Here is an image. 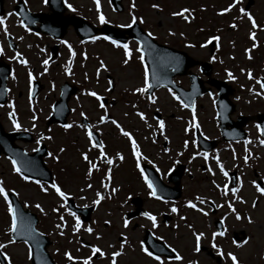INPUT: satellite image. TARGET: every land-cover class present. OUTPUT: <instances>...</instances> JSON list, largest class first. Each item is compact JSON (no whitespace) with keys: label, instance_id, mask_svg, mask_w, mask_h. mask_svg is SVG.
Returning a JSON list of instances; mask_svg holds the SVG:
<instances>
[{"label":"rangeland","instance_id":"rangeland-1","mask_svg":"<svg viewBox=\"0 0 264 264\" xmlns=\"http://www.w3.org/2000/svg\"><path fill=\"white\" fill-rule=\"evenodd\" d=\"M17 1L5 0L7 11L2 17L5 19V24L0 28L4 31L6 27L7 33H12L18 41L27 43L28 47L22 43V49L34 58L27 56L26 72L25 69L22 75L20 70L17 72L15 78L17 84L14 85L26 92L29 71L32 76H42L41 80L45 84L41 97L35 100V103L28 101L26 95L22 98L21 106L25 108L23 112L26 115L27 127H30L32 123L31 114H35L39 109L38 116L41 118V123H38L39 130L45 129L42 118L50 113L52 103L58 96L59 86L64 79L72 83H81L83 85L81 92L73 96L70 102L75 108L69 121L71 127L45 129L46 143L53 154L58 156L60 162H55L56 166L65 168L60 170L61 183L56 184L67 194L66 198L70 197L79 204L90 206L97 199V192L104 197L99 204H96L95 212L88 222H83L78 217L81 228L74 232L77 216L67 210L66 198L58 197L51 189V185L37 182L31 184L29 180H25L27 183L19 180L20 178L15 176L13 167L8 165L5 158H0V182L3 183L7 192L11 190L19 196L24 207L37 214L38 228L53 241L49 249L56 262L83 264V259L92 255L91 247L98 246L105 255L92 257L91 264H111L113 251L121 252V255L116 258V264H161V262L162 264H189V261L192 264H218L213 251L222 258L221 264H231V259L227 256L228 252L237 256L239 264H264V194L259 193L253 184V181L258 183L259 178L264 181V145L260 144L257 128V114L264 111V95L255 94L264 92L257 83V80L261 81L263 74V67H260L259 62L264 56V0H253L252 6L245 10L255 19L258 25L255 29L252 28L247 16L240 11L241 8H248L246 4L249 0H238V2L236 0H123L125 9L122 12H117L109 0H100V12L106 20L123 25L132 22V16L135 15L137 20L156 33L159 40L168 43L182 42V47L197 58L211 61L214 74L219 78L228 79L235 86L234 99L238 104L236 115L244 113L250 116L246 127L248 138L245 142L234 145L222 144L215 152H210L207 160L203 154L201 155L196 143L192 115L194 112L195 123L199 124L206 136L219 138L213 98L207 95L201 97L194 109L183 107L167 92L157 93L154 96L155 102L143 100L141 93L135 92L136 88L144 86L141 76H145V68L142 69L139 61L133 59V62L124 64L123 52L101 41L100 38L79 44L78 37L72 28L68 30L65 41L61 43L63 53H60L56 64L52 62L51 65H44L43 61L48 60L49 54L41 51H44L42 49H45L46 45L48 47L47 39L45 41L35 36L34 38L18 24L19 17L13 11ZM26 2L32 10H47L44 0H26ZM65 2L67 5H72L70 10L74 9L76 13L86 15L93 23H99L95 0H65ZM133 2L134 9L130 7ZM153 4H158L159 8L154 9ZM230 4L234 5L230 11L220 14L221 10ZM183 8L189 9L191 13L188 22L181 17L171 15ZM233 24L236 25L235 28L231 27ZM169 31L176 35H169ZM181 32L184 33L183 37L180 36ZM253 32L255 40L250 36ZM211 36L220 37L216 46H213V54L210 53L209 43L201 47ZM191 43H200V49L197 50L198 45L189 47ZM254 43L255 48H253ZM101 61L105 68L100 69L102 70L100 73L97 70ZM69 64L71 69L64 74ZM41 68H43L42 71L39 70ZM108 69L116 80V88L110 94L107 93L113 101L109 107L111 115L125 131L131 134L138 146L140 156L150 160L162 170L182 160L189 164L183 179V195L178 202L162 204L153 200L145 201V207L152 208L158 219L155 228L145 218L138 220L139 224L135 220L129 221L128 227H124L125 211L131 207L126 190L146 196V189L142 186L140 187L142 191L137 188L127 189L125 185H122L120 176L125 178L128 175V167L133 164L132 155L135 157L136 155L133 153L131 141L123 136L111 121L102 125L99 131L107 141L105 151L108 152L109 149L112 156L115 153H120L122 156V163L116 162L114 166H119L115 171L116 179L111 184L107 176L114 175V171L108 174L107 167L103 170V176L100 179L97 171H94V177L89 176V166L83 162V152L87 151L89 154L94 153V150L89 143L88 145L84 143L85 133L82 128L81 113H84L91 121L105 115V109L100 107L99 100L89 93L96 92L98 96L106 95L105 76L108 74ZM249 70L252 73V79L248 78ZM228 72H231L235 79H229ZM28 107L29 110L33 108L32 112H29ZM4 110L0 109V114H3L5 124L9 125ZM154 112H159L161 119L156 118ZM137 113H143L145 119L141 120ZM159 120L165 122L162 132L159 129ZM193 140L195 144L192 143ZM186 141L188 143L185 147ZM165 148L168 149L167 152L164 151ZM60 149L63 151L61 152ZM214 157L219 159L225 172L238 170L237 195L241 197L243 203L233 199L229 177L220 171ZM50 163L53 161L51 160ZM202 164L207 169L211 168L212 171L201 169ZM254 172L258 174V177ZM82 173L87 177L80 178ZM105 183L109 185L107 189L103 187ZM118 184H121L122 188ZM225 185L228 186L227 189ZM113 186L118 188L115 192L112 191ZM43 187H47L48 191H42ZM197 197L205 202L200 204ZM189 200L203 208L207 215L187 207ZM210 201H214L216 206L219 205L215 214L211 213ZM7 203L3 197H0V244L5 245L3 249L8 255L6 257L9 264H32L29 247L25 243H17L10 238L8 229L11 226V217L7 212ZM228 203L233 205L235 212L227 207ZM37 204L43 211L36 207ZM172 207H176L177 212H172ZM164 211L171 216L166 224L162 216ZM237 213L240 219L236 218ZM218 217L224 221L225 235H217L214 238L212 234L217 232L213 222ZM105 221L110 223L106 224ZM189 224L192 228L187 227ZM57 225H63V227L58 228ZM88 227L93 229L91 233L85 230ZM147 228L151 229L156 237L163 239L176 249L183 259L176 261L160 256L161 261L158 262L148 257L141 250L142 246L145 247L143 239ZM241 231H244L247 236L243 241L237 242L240 245L237 247L233 244V234L238 233V236H242ZM200 232L204 235L199 241V247L205 246L206 249L196 251L197 241L194 233ZM10 240L13 242L9 243ZM213 243L216 248L212 247ZM65 252H69L74 259L69 261L64 255ZM212 255H214L213 259Z\"/></svg>","mask_w":264,"mask_h":264},{"label":"water","instance_id":"water-1","mask_svg":"<svg viewBox=\"0 0 264 264\" xmlns=\"http://www.w3.org/2000/svg\"><path fill=\"white\" fill-rule=\"evenodd\" d=\"M114 1L116 5H119L120 0H114ZM48 3L50 5V9L52 10V14H49V15H45L43 13H36V14L31 13L30 14L26 9H24L23 11L20 12L24 18V21H29V20L41 21L43 24L41 29H43L47 33L53 34L56 37L64 36L66 32V28L68 27L69 24H74L76 30L83 36L93 35L99 30H101L99 28L96 29V28L91 27L83 18H79L78 16L65 17L64 11L66 7L63 3V0H48ZM21 5L24 7L23 3H21ZM140 29L141 28L139 24L135 23L134 25H132L131 28L129 27L124 31L125 32L128 31L131 36H135L140 41H142V44H143L142 49H144L143 51H144V56H145L144 58L150 69V76H151L152 83H154L156 79L162 76L160 69H164L170 66L177 68L182 64L183 61H185V64H184L185 67H189L196 63L192 58H190L189 55H187L184 52L180 53L182 54V56L175 57L172 59L166 58L165 56H161V55H156V56L153 55L151 51V43L157 45L158 49H161L163 47L167 51H173V52H177V51L172 48L164 47V46L157 44L156 42H154L153 38L146 35ZM102 31L109 33L116 38L125 37L124 31L117 30L116 28L110 25H106L104 28H102ZM204 68L208 74L211 73V66L209 64L206 63ZM154 74H155V78H154ZM223 84L224 83H221V85L217 84L221 91L220 98L217 102L218 112H219L218 117L221 121V129L224 132L225 137L228 139L245 138L246 135L242 131H236V130L228 131V125L232 123V121L230 120V113L233 110V105L230 103L228 95L230 92H232V90L230 87L229 89L227 87H224ZM3 85L4 83L1 82L0 88ZM199 94H200V91L198 88H193L189 92L179 93L180 97L187 98L190 100H193L194 97ZM68 95L62 98V100L58 103V106L60 107L66 106ZM226 102L230 105L228 106ZM57 114L61 115L62 113L60 111H57ZM260 121H261L260 123L261 127L264 128V114L260 115ZM242 123L243 121L241 122L238 121L236 124H233V126L235 127V129L241 130ZM0 134L3 135L5 133L1 131ZM262 134L264 136V131H262ZM10 135H11V139L14 140L15 135H12V134ZM10 135L1 136L3 138H0V152L4 150L2 145H6V144H7L5 146L6 150H8V147L11 149H14V145L11 142L9 143L6 142L10 140ZM199 138H202V137L199 135ZM202 139L205 140L204 138ZM207 142L205 141L204 149H210L211 147L214 146V145H209L211 141L209 143ZM201 143L203 144V141ZM45 151L46 150L44 148L40 150V155H39L40 159H38V162L36 163H33V161L31 160L32 157L25 155L26 153L24 154L20 152L19 154H15L16 158L14 159L16 161L17 167H19L21 171L25 174L44 179L46 181L49 180L50 174L48 170L44 167L43 160H41L42 154ZM173 175H174V179L177 181V184H179L180 171L177 170L175 173H173ZM152 178L153 176H151L150 174V179ZM153 185L157 191H160V190L166 191V188L161 184L159 179H155V181L153 182ZM177 190H178L176 194L177 196L175 195V197H178L180 195V190L179 189ZM11 198H12V206L17 213V232L15 234L12 233L13 237L16 240H25L30 244L32 248L33 264H56L46 248L47 245L50 243L48 237L36 229V224L38 222L37 215L35 213H32L29 209L24 210L18 198L14 196L13 194H11ZM153 242L154 241L151 238L147 239V243L149 246ZM161 243L159 244L161 245ZM2 262L3 264H5V261L3 259H2Z\"/></svg>","mask_w":264,"mask_h":264},{"label":"snow or ice","instance_id":"snow-or-ice-1","mask_svg":"<svg viewBox=\"0 0 264 264\" xmlns=\"http://www.w3.org/2000/svg\"><path fill=\"white\" fill-rule=\"evenodd\" d=\"M45 2H47V0H45ZM236 2H238V0H236ZM95 5H96L97 12L99 13V14H98V21H99V23H101V24L106 23L107 21H106L105 16L103 15L102 12H100V7H101V5H100V0H95ZM67 6H68V8L72 9V5H71V4H68ZM233 6H234L233 4H230V5H228L227 7L223 8V9L221 10V13H220V14H224V13L229 12L230 9H231ZM130 7L134 9V8H135V3L133 2V3L130 5ZM152 7H153L154 9H158V8H159V5H158V4H153ZM73 11H74V9H73ZM240 11H241L242 13H244L245 16H247V19L251 22V26H252V28L255 29V28L258 27V25H257V23H256V21H255V19L253 18V16H252L250 13L246 12L245 9H243V8H241ZM171 15L174 16V17H177V16H178V17H181V18H182L184 21H186V22H188V21L190 20V18H191V13H190L189 9H187V8H183V9H181L179 12H173ZM136 20H137V17H136L135 15H133V16H132V23H135ZM4 24H5V19L2 18V17H0V26H3ZM122 27H130V24H124V25H122ZM231 27L235 28L236 25L233 24V25H231ZM4 31H5V34H8V33H7V28H6V27L4 28ZM148 35L151 36L152 33H148ZM169 35H176V33H173V32H171V31H169ZM180 36L183 37V36H184V33L181 32V33H180ZM250 36H251V38H252L253 40H255V33H254V32H253V33H250ZM92 39H97V37H92ZM103 39H105V40H111V38L108 37V36H104ZM219 39H220L219 36H211V37H209V38L205 41L204 44L201 45V47H205L208 43H210V42H212V41H219ZM111 42H112L114 45H118V46H119V42H118V41H116V40H111ZM188 46H189V47H193L194 45L189 44ZM217 46H218V45H217ZM122 47H123V49H124V56L126 57V59L123 61V63H124V64H128L129 59L131 58V50L129 49V45L126 44V43L123 44ZM255 47H256V44L254 43V44H253V48H255ZM69 49H70V51H71V47H70V46H69ZM2 51H3V49L0 48V52H2ZM246 51H249V50L246 49ZM74 54H75V53H73V55H74ZM20 55H21V54H20L19 52H17L16 55L13 57V59H17V58H19ZM250 58H251V57L249 56V59H250ZM19 63L22 64V65H26V64H27V61H26L25 59L20 58V59H19ZM48 63H49L48 60H44V61H43V64H44V65H47ZM104 68H105V65H104V63L101 61V62H100V67H99V69H98L97 71L99 72L100 69H104ZM45 71H47V68H45ZM241 71H244V69H241ZM247 75H248V78H249V79H252V78H253V77H252V73H251L250 70L248 71ZM228 77H229V79H235V77L232 75L231 72H228ZM28 78H29V82H31L32 79H33V76H32L31 71H29V73H28ZM154 78H155V74H154ZM257 83H259V84H260V88H261L262 90H264V82H261L260 80H257ZM149 87H151V85H149V83H148L147 71H145L144 87H142V88H136V89H135V92H137V93H144L145 90H146L147 88H149ZM249 91H252V89H249ZM89 94H90L91 96H93V97H96L98 100L100 99V97L97 95L96 92H91V93H89ZM255 94H256V95H264V92H257V93H255ZM30 95H31V93H30ZM175 98H176V99H179V97H175ZM149 99H150L152 102H155V97H149ZM184 106H185V107H188V105H186V104H185ZM100 107L103 108L104 105L101 104ZM81 115L83 116L84 113H81ZM137 115H139V117H140L141 120H144V119H145V116H144L143 113H137ZM9 116H10V117H14V116H15V113H14V112H10V113H9ZM32 119L35 120V119H36V116L33 115ZM192 121H193V123H192V127L199 128V124H198V123H195V121H196V116H195V113H194V112H193V115H192ZM103 122H104V117H101V118H100V123H103ZM12 123H13L14 128H17V129L20 128V124H19L15 119H13ZM111 123H112L113 125L116 126V128L122 133L123 136L127 137V138L131 141V143H132V150H133V153H134L137 157H139V156H140V151H139V149H138V146L136 145L135 140L132 138L131 134H130L128 131H125V130L121 127V125H120L116 120H114V119L111 120ZM158 125H159V129H160L161 132H162L163 129H164V127H165V122H164V120H159V121H158ZM64 127H65V128H69V127H71V125H64ZM88 127H91V126H88ZM257 128L260 129L261 131H264V128H261L260 125H257ZM185 131H187V129H185ZM87 137H88V139H89L90 141L94 139L93 134H92L91 131L87 132ZM49 139H50V137H49ZM165 139H167L166 136H165ZM187 143H188V142L186 141V142H185V147L187 146ZM192 143L195 144V140H193ZM260 144L264 145V139L260 140ZM93 147H99V148L103 149L104 146H103V144H99V145H97V144H93ZM60 151L62 152L63 149H60ZM164 151L167 152L168 149L165 148ZM49 155L51 156L52 153H49ZM82 155H83V158H84L85 160H88V157H87L86 154H82ZM117 155H119V154H117ZM100 156H104V152H103V151L100 152ZM54 158H57V159H58V157H54ZM120 158L122 159V157H120ZM204 158H205L206 160H207V158H208V154H207L206 152L204 153ZM234 158H235V155H234ZM214 159H216V162H217L218 166L220 167V171H221L225 176H227L228 173L224 171L223 165L220 164L219 159L216 158V157H214ZM112 162H113V161H112L111 159H109V160L107 161L108 164H112ZM245 162H247V157H245ZM12 164H13V170H14L15 172L19 173V172L21 171V169H20L19 167H16V161H15V160L12 161ZM137 167H139V164H137ZM96 168H97V165H96L95 163H92L91 161H89V174H91V171H92L93 169H96ZM207 170H208L209 172L212 171L211 168H208ZM23 178H24L25 180H28V179H29L28 176H24ZM145 181H146V183H147L148 188L150 189V191L148 192V195H149L150 197H156L157 199H159L160 197L157 196V190H156V188L154 187L153 183H152L151 181H149V180L147 179V177H145ZM37 183L39 184L40 182L37 181ZM253 184L256 186V190H257L259 193L264 194V187H261L260 184L256 183V181H253ZM50 187H51V189H53V190L55 191V193L57 194L58 197H60L61 199L66 198V195H67V194H66L64 191H62L61 188H60L56 183H52ZM88 187H91V185H88ZM103 187H104L105 189H107V188L109 187V185H108L107 183H105V184H103ZM224 187H225V189L228 188L227 185H225ZM42 191L47 192V191H48V188H47V187H43V188H42ZM112 191L115 192L116 189H112ZM237 191H238L237 188H232V189H231L232 197H233V199H235V200H239L241 203H243L244 201L241 199V197H239V196L237 195ZM96 196H97V199H96L95 201H93V203H94V204H99V203L101 202V200L104 199V197H103L99 192L96 193ZM0 197H3V199H4L5 201L8 202V203H7V212L9 213V215H10V217H11V226L9 227L8 231L11 232V233H13V234H15V233L17 232V213H16L15 209L13 208L12 203L9 201V194H8V192L5 190V187L3 186V183H2V182H0ZM196 199L199 201L200 204H203V203L205 202V201H204L202 198H200V197H197ZM36 207H37V208H41V206H40L39 204H37ZM187 207L192 208V209H194V210H196V211L202 212L204 215H207V212H205L203 208L198 207L197 204H196V203H193L191 200L187 201ZM217 207H219V205H217ZM227 207H228L229 209H231L233 212H235V209L233 208V205H232L231 203H228ZM41 211H43L42 208H41ZM54 211H55V209H54ZM171 211L175 213V212H177V208H176V207H172ZM73 215H75V214L73 213ZM142 215L145 216V217H147V218L152 222V227H153V228H155V227L157 226V223H156V217H155V216L151 215L149 212H144V213H142ZM236 218H237V219H240V218H241L240 215H239L238 213L236 214ZM181 219H184V218L181 217ZM61 220H63V217H61ZM105 223L108 224V223H110V222H109V221H105ZM221 223L223 224V220L221 221ZM123 224H124V227H128V225H129V221H128L127 219H125V220L123 221ZM57 227H58V228H62L63 225H57ZM187 227H188V228H192V225L189 224V225H187ZM80 228H81V222H80L79 218L77 217V218H76L75 225H74V228H73V231H74V232H75V231H78ZM85 230H86L88 233H91V232L93 231V229H92L91 227H88V228H86ZM61 235H63L62 232H61ZM121 235H123V234H121ZM203 235H204L203 232H200V233H194L195 239H196V241H197L196 251H199V250H200V249H199V241H200V239H201V237H202ZM212 235H213L214 238H215L217 235H219V236H224V235H225V231H220L219 233H215V232H214ZM97 238H98V239L100 238L99 235L97 236ZM12 242H13L12 240L9 241V243H12ZM233 244H236L237 247L240 246V245L237 243V241H235V240L233 241ZM212 247H213V248H216L215 243H213ZM3 248H5V245H4V244H0V249H3ZM121 248H123V244H121ZM141 250H142V251H143L148 257H151V258H153L154 260H156V261H158V262L161 261V257H160L159 255H155V256H154L153 253H152L151 251H149L147 248H145V247L142 246ZM172 251L176 253L175 256L172 257V259H174V260H176V261H181V260L183 259V257H182L178 252H176V249L173 248ZM91 253H92V255H90V256H88L87 258H84V259H83V264H91L92 257H93L95 254H97V253H99V255H100L101 257H103V256L105 255V253H104L103 251H101V249H100L98 246H92V247H91ZM221 254H223V253H221ZM64 255L67 257V259H68L69 261H72V260L74 259V257H72V255H71L69 252H65ZM120 255H121V252H119V251H113V252L111 253V264H116V258H117L118 256H120ZM227 256L231 259V264H239L238 258H237V256H236L235 254H233L232 252H228V253H227ZM5 259H7V257H5ZM161 264H162V262H161ZM189 264H192V262L189 261Z\"/></svg>","mask_w":264,"mask_h":264},{"label":"flooded vegetation","instance_id":"flooded-vegetation-1","mask_svg":"<svg viewBox=\"0 0 264 264\" xmlns=\"http://www.w3.org/2000/svg\"><path fill=\"white\" fill-rule=\"evenodd\" d=\"M158 40V39H157ZM158 41H160V42H163L162 40H158ZM49 42V41H48ZM164 43H166V44H169L170 46H173V47H176V48H178V49H185V48H183L182 46H183V43L182 42H175V41H173V42H164ZM18 44V48L21 46V42H19V43H17ZM192 45H198L199 47H197V50H199L200 49V43H191ZM7 46L10 48V50L14 53V55H13V53H11L10 51H9V57L10 56H15L16 55V51H13L12 50V47L7 43ZM185 50H187V49H185ZM188 51V50H187ZM189 52V51H188ZM60 53H61V48L59 47V49H58V55H60ZM190 54H192L191 52H190ZM194 57H196L194 54H192ZM9 57H8V59H9ZM21 58V55H20V57L19 58H17V59H20ZM7 59V61L8 62H10V64L13 66V72H16L17 70H20L21 71V75L23 74V71H24V67L22 66V64H20L19 63V60H17V59H15V60H12V62L10 61V60H8ZM172 71V70H171ZM192 72H194V73H197V74H199L202 78H203V80H204V84L206 85V86H210V83H209V78L208 77H206V76H204V75H202V73L200 72V69H199V67H196V69H192ZM14 75V74H13ZM12 75V76H13ZM174 83H176L177 85H180V86H182V87H184V88H188L190 85H191V79H190V74H189V70H185L183 73H181V74H178V75H176L175 77H174ZM8 87H9V100H8V102H7V104H12V107L10 108V110H9V112H8V120L10 121V126H9V129L10 130H14V129H17V128H14V126H13V123H12V121H13V119H15L18 123H20V124H23V122H24V120H25V115H18L17 113H16V110H15V108L16 107H18L17 105H15V104H21V101H22V98L26 95V92H24L23 90H21V89H19V88H16V87H14V86H12L11 84H10V81L8 82ZM115 88V84H114V80L112 81V89H114ZM213 89H212V91L214 92V87H212ZM164 91H167V92H169V93H172V94H174V91L171 89V88H166V89H163ZM28 96H29V98H30V92L28 93ZM40 95H38V97H39ZM37 97V98H38ZM21 110L23 109L22 107H19ZM10 112H14L15 113V116L14 117H10L9 116V113ZM113 119H115V117H111V116H107L106 118H104V122L103 123H100V122H98V121H93L92 123V128L94 129V130H97V128L98 127H100V126H102V125H104L105 123H106V121H111V120H113ZM84 130H85V138H84V143L85 144H87L88 145V143H89V145H90V147L91 148H93L95 151H98L99 153V156H97V159H92V152H90L89 154L87 153V151H84L83 152V154H86L87 155V157H88V160H87V165H89V161H91L92 163H95L96 165H97V168L96 169H94V170H97L98 171V173H99V175H98V178L100 179L102 176H103V173H102V171L103 170H105V168L107 167V171H108V173H112V171H114L113 173H114V175H116V173H115V171L117 170V168H118V166L116 165V167H110V166H108V164H107V161L109 160V159H111L113 162L112 163H115V162H117V163H120L121 162V155L119 154V153H115V155L114 156H112L111 155V152L109 151V149H108V152L106 153V152H104V150H105V146H107V141L106 140H104V138L102 137V144H103V149H101V148H99V147H93V144H95V143H93V140H89L88 139V137H87V132H89V128H88V126H85L84 125ZM37 127L36 128H33L32 129V131L34 132V134L36 133V134H38V132H37ZM18 130V129H17ZM36 131V132H35ZM32 140H30L29 142H26V143H20V144H23L28 150H31V149H29L31 146H35L33 149H35L38 145H39V143H40V140L38 139V137L35 135V137H33L32 136ZM32 149V150H33ZM101 151H103L104 152V156H100V152ZM49 153H50V150H49ZM117 154H119V155H117ZM111 155V156H110ZM94 156H95V154H94ZM82 158H83V156H82ZM84 159V158H83ZM47 162H51V160L53 161V163H51L50 164V168L53 170V172H54V181L57 179H59V177H60V168H58L57 166H56V164H55V162L57 161L54 157H53V154L50 156L49 154H48V156H47ZM132 161H133V158H132ZM83 162L84 163H86V160L84 159L83 160ZM204 168V167H203ZM94 170H92L91 172L93 173L94 172ZM142 171V172H141ZM83 175H85V174H81V176H79L80 178H84L83 177ZM185 175H186V172H185V174H184V177H185ZM92 177H94V175L92 174L91 175ZM162 176L163 177H165V175H163L162 174ZM121 177V179H122V185H125V188H127V189H134V188H137L138 190H140V187L142 186V187H145V186H147V183H146V181H145V174H144V172H143V170H142V165L140 166L139 165V167H137V164H134V161H133V164H131L129 167H128V175H126V177L125 178H122V176H120ZM184 177H183V179H184ZM111 178H113V175H111ZM183 179H182V181H183ZM115 183V182H114ZM119 185V187L120 188H122V185L121 184H118ZM126 193H127V197L129 198V202H130V204H131V207H129L130 209H128V210H126L125 211V215L124 216H126V213H128V212H130V211H132L134 208H135V206H134V203H133V197L135 196V195H139V194H135L134 192H132V191H130V190H126ZM143 200H144V205H145V201L146 200H151L150 198H148V197H146V196H143ZM158 202H161V203H164V204H168L169 202H167V201H165V200H160V199H156ZM128 202V203H129ZM172 204H174V203H172ZM147 208V207H146ZM96 209V208H95ZM147 210H148V212L149 211H151V212H155L152 208H150V209H148L147 208ZM95 212V211H94ZM164 213H166L165 211L162 213V215H163V220H167V218H166V216H164ZM137 217L138 218H135L134 220L138 223V220H140V219H142L143 217H140L139 215H137ZM139 224V223H138ZM137 227V226H136Z\"/></svg>","mask_w":264,"mask_h":264}]
</instances>
